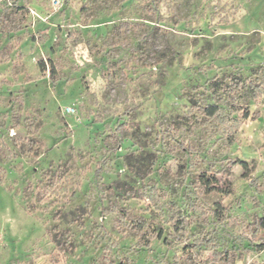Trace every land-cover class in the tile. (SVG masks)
<instances>
[{
  "label": "rangeland",
  "instance_id": "1",
  "mask_svg": "<svg viewBox=\"0 0 264 264\" xmlns=\"http://www.w3.org/2000/svg\"><path fill=\"white\" fill-rule=\"evenodd\" d=\"M256 217L264 0H0V264H264Z\"/></svg>",
  "mask_w": 264,
  "mask_h": 264
},
{
  "label": "trees",
  "instance_id": "2",
  "mask_svg": "<svg viewBox=\"0 0 264 264\" xmlns=\"http://www.w3.org/2000/svg\"><path fill=\"white\" fill-rule=\"evenodd\" d=\"M235 83L242 84L241 80L238 79L235 81ZM248 85L251 88V90L254 92V95L256 94V91H258L259 84H256L255 79L248 80ZM236 87V85H235ZM206 114L210 117H213L219 113V106L215 104L208 105L205 110ZM248 114H244L243 118H247ZM241 125V122L237 118H233L230 120L229 124H227V130L228 136L231 137L235 133L236 129ZM237 164V161L233 160L230 162V167H233ZM185 219L184 218H176L174 221V225L176 228H183ZM251 231L253 234H256L260 229H264V217H256L254 222L251 224ZM221 254V253H220Z\"/></svg>",
  "mask_w": 264,
  "mask_h": 264
}]
</instances>
